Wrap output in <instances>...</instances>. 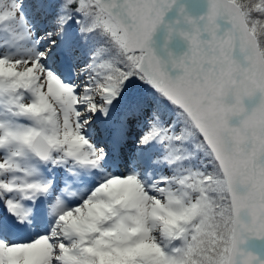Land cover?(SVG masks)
<instances>
[{
  "label": "snow or ice",
  "instance_id": "obj_1",
  "mask_svg": "<svg viewBox=\"0 0 264 264\" xmlns=\"http://www.w3.org/2000/svg\"><path fill=\"white\" fill-rule=\"evenodd\" d=\"M176 4L0 0V264H264V0Z\"/></svg>",
  "mask_w": 264,
  "mask_h": 264
},
{
  "label": "water",
  "instance_id": "obj_2",
  "mask_svg": "<svg viewBox=\"0 0 264 264\" xmlns=\"http://www.w3.org/2000/svg\"><path fill=\"white\" fill-rule=\"evenodd\" d=\"M184 4L187 6V10L194 16L199 17L204 15L207 12V0H177V4L173 6L171 10H169L165 16V23L161 24L157 29L156 33L153 35V47L157 50V53L163 55L167 58L166 52L162 50V46L165 43V37L167 35L166 31V23L167 22H174L177 19H182L179 14V6ZM222 26L226 24L225 21H219ZM204 36L206 37L207 34L205 33ZM168 46L175 51L177 55L182 54L184 51L187 50L188 44L183 38L179 36H174L173 39L169 42ZM177 70H173V75L176 74ZM259 94L256 98L246 100L245 103L251 108L254 106L256 102H258ZM233 123L236 122L235 118L232 121Z\"/></svg>",
  "mask_w": 264,
  "mask_h": 264
},
{
  "label": "clouds",
  "instance_id": "obj_3",
  "mask_svg": "<svg viewBox=\"0 0 264 264\" xmlns=\"http://www.w3.org/2000/svg\"><path fill=\"white\" fill-rule=\"evenodd\" d=\"M199 19H202V17L201 18H197V17L192 16L190 13H185V21H184V23L186 24V27H184V28L181 29V31H183L184 34H185V39H187V37L190 36L193 33V30L196 29L199 26ZM175 21L174 22H167L166 23V31H167V33L169 31V29H168V25L169 24L172 25V28L173 29H176L177 24L175 23ZM166 37H167V35H166ZM166 37H165V43L162 46V50L164 52H166V55L169 58H171L173 56H176L177 54L175 53V51L173 49H171L168 46L169 41H167V38ZM166 44H167V47H165ZM154 50H155L156 54L161 57V59L164 58L163 55H160V54L157 53V50L155 48H154Z\"/></svg>",
  "mask_w": 264,
  "mask_h": 264
}]
</instances>
